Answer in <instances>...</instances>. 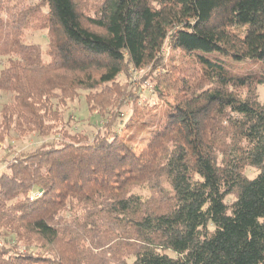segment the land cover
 <instances>
[{"label":"trees","instance_id":"16d2710c","mask_svg":"<svg viewBox=\"0 0 264 264\" xmlns=\"http://www.w3.org/2000/svg\"><path fill=\"white\" fill-rule=\"evenodd\" d=\"M0 66V145L47 139L0 174V264H264V0H0Z\"/></svg>","mask_w":264,"mask_h":264},{"label":"rangeland","instance_id":"374dc122","mask_svg":"<svg viewBox=\"0 0 264 264\" xmlns=\"http://www.w3.org/2000/svg\"><path fill=\"white\" fill-rule=\"evenodd\" d=\"M26 41L31 43H38L42 46L43 49L46 48L48 40L45 37L44 33H28L26 36ZM166 54H168L167 62L173 63L174 65H180L183 60H186V57L184 59H181V53L171 51V48H169V45H166L165 49ZM202 54V53H201ZM205 56L208 57H219L221 59H225V56L219 54V53H205ZM178 61H180L178 63ZM250 61H239L236 62L238 65H246L249 64ZM3 68V66H0V71ZM253 68L250 69V71H247V73H251ZM150 68H144L140 71H134L131 70L129 75V83L133 89L139 88L140 93V101L141 106H145L146 104H154L158 103V100L155 96L154 91V84L151 83V81L146 79L147 75L151 72ZM157 72H161L159 69ZM246 72V71H245ZM122 82L126 81L125 76H122L120 78ZM138 90V89H136ZM259 95L260 100L264 101V87L259 89ZM8 100L7 96H3L0 99V108L3 103H5ZM159 108L157 109V111ZM132 114V105L129 103L126 104L122 110H121V119L126 120L129 116ZM65 118L66 120H71L72 129L77 130L78 132H84L89 135L94 134L95 127L93 126L95 123L94 117H91L89 112L87 111L85 98L84 96L78 98L73 103H70L68 108L65 111ZM146 118L152 119V115H147ZM155 118V117H154ZM153 118V119H154ZM138 123V122H137ZM137 123L135 125L137 126ZM134 125V126H135ZM134 130V129H133ZM133 130L127 131V132H133ZM125 134V133H124ZM123 134V135H124ZM128 134V133H127ZM47 139H43L38 137L37 135H31L28 136L25 140H19L15 134H12L9 140L5 143V145H0V174L5 170V168L8 166V163L11 161L13 157L19 156L20 154L29 152L37 147H39L44 141ZM10 147V152L8 154V146ZM250 176H253V172H249Z\"/></svg>","mask_w":264,"mask_h":264}]
</instances>
